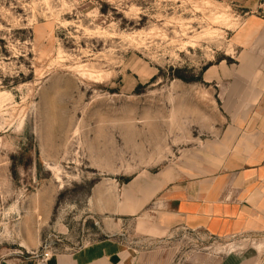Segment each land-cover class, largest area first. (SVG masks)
Returning a JSON list of instances; mask_svg holds the SVG:
<instances>
[{
  "label": "rangeland",
  "instance_id": "rangeland-1",
  "mask_svg": "<svg viewBox=\"0 0 264 264\" xmlns=\"http://www.w3.org/2000/svg\"><path fill=\"white\" fill-rule=\"evenodd\" d=\"M255 15L264 0H0V264L109 235L92 186L153 171L220 124L204 78L234 63ZM97 149L115 164H89ZM214 243L175 236L158 264Z\"/></svg>",
  "mask_w": 264,
  "mask_h": 264
},
{
  "label": "crops",
  "instance_id": "crops-1",
  "mask_svg": "<svg viewBox=\"0 0 264 264\" xmlns=\"http://www.w3.org/2000/svg\"><path fill=\"white\" fill-rule=\"evenodd\" d=\"M236 45L234 63L219 62L204 78L220 124L205 126L186 149L171 146L153 171L141 169L116 187L95 183L88 211L104 216L102 229L111 233L44 264H158V248L191 232L216 243L192 259L185 252L184 264H264V18L245 19ZM107 152L95 150L89 164L114 165Z\"/></svg>",
  "mask_w": 264,
  "mask_h": 264
}]
</instances>
